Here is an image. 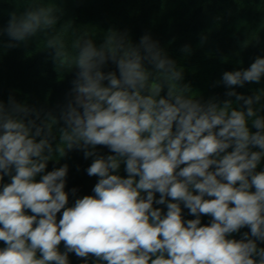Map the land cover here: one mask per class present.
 I'll return each instance as SVG.
<instances>
[{"label":"clouds","instance_id":"clouds-1","mask_svg":"<svg viewBox=\"0 0 264 264\" xmlns=\"http://www.w3.org/2000/svg\"><path fill=\"white\" fill-rule=\"evenodd\" d=\"M57 11L54 4L33 3L13 12L0 30L17 42L42 36L59 68L78 69L74 103L62 112L65 127L55 149L54 118L41 125L25 122L33 109L12 97L7 108L0 102V181L11 177L0 191V241L6 245L0 264H69L70 252L106 264H264V248L257 246L264 241V171H255L264 157V118L253 107L261 94L227 93L243 101L246 111L231 100L202 104L186 96L190 88L179 84L182 70L150 36L134 46L126 33L109 30L99 47L87 33L75 35L69 45L71 22L57 29ZM109 60L119 76L101 71ZM262 76L264 58H257L222 79L231 88L258 83ZM98 145L115 155L97 156L87 168L89 176L99 177L95 195L66 207L67 165L36 181L54 151L63 156L75 147L87 158ZM256 147L260 151L252 150ZM121 162L127 178L113 174ZM154 200L166 204V214L153 208ZM181 204L196 218L185 221ZM201 215L211 216V223L201 226ZM244 227L250 234L228 238Z\"/></svg>","mask_w":264,"mask_h":264},{"label":"trees","instance_id":"trees-1","mask_svg":"<svg viewBox=\"0 0 264 264\" xmlns=\"http://www.w3.org/2000/svg\"><path fill=\"white\" fill-rule=\"evenodd\" d=\"M33 3L55 5L59 17L57 29L71 22V32L66 34L69 45L75 35L85 33L96 47L103 44L109 30L126 33L128 41L134 46H138L141 38L148 35L182 70L183 79L179 84L190 88L186 96L202 104L210 100L220 104L231 100L233 107L246 111L243 101H237L235 96L229 97L227 93L234 91L245 97L260 93L261 101L253 107L258 110L257 115L264 118V76L258 83L246 82L242 87L231 88L222 79L225 72L245 70L257 58H264V0H0V30L7 28L13 12L19 14ZM42 39V36H37L26 42H17L11 40L6 31L0 32V102L7 108L12 97L16 103L33 109V114L25 122L33 119L37 125H41L54 118L56 123L52 126L50 142L55 149L59 143L60 129L65 127L62 112L67 110L70 102L74 103L75 93L72 89L78 69L59 68L53 59L54 50L44 48ZM10 43L16 46L8 47ZM144 65L150 72L154 71L147 61ZM101 71L105 74L115 72L119 76L117 65L111 60ZM103 83L108 85L107 80ZM166 95L165 86L161 96ZM248 126L251 132L257 131L251 123ZM41 138L36 137L37 141ZM252 150L260 151L258 147ZM94 152V156L85 158L84 150L75 147L66 150L63 156L54 151L53 159L47 162L44 172L35 179L39 182L42 175L67 165L65 192L69 199L66 207H72L76 199L95 195L93 189L99 177L89 176L86 171L93 160L97 156L115 155L108 147L100 145L96 146ZM125 169V163L121 162L113 174L127 178ZM211 170H214V166ZM255 171H264V157ZM12 174H15L14 169ZM10 182L11 177L5 175L0 181V191ZM142 195L146 196L145 193ZM159 198L160 194L155 193V200ZM205 199L211 198L206 196ZM155 200L153 208L160 209L162 215L166 214V204H157ZM167 201L175 202L171 198H167ZM181 209L185 221L196 218L183 204ZM62 212L57 214V223ZM26 214L32 215L30 210H26ZM200 220L201 226H206L211 223L212 217L201 215ZM245 232L250 234V229L244 227L228 238L240 240ZM257 246L264 248V241H257ZM4 247L6 245L0 241V249ZM58 248L61 253L66 251L63 242ZM37 257L40 258L39 252ZM68 262L106 264L93 256L80 258L71 252L68 253Z\"/></svg>","mask_w":264,"mask_h":264}]
</instances>
